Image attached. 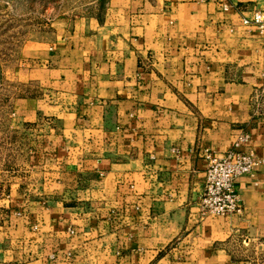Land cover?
Here are the masks:
<instances>
[{
  "label": "crops",
  "instance_id": "0c3cea01",
  "mask_svg": "<svg viewBox=\"0 0 264 264\" xmlns=\"http://www.w3.org/2000/svg\"><path fill=\"white\" fill-rule=\"evenodd\" d=\"M92 6L19 51L0 264H264V31L242 25L264 0ZM236 143L261 161L242 212L199 218L206 155Z\"/></svg>",
  "mask_w": 264,
  "mask_h": 264
},
{
  "label": "rangeland",
  "instance_id": "374dc122",
  "mask_svg": "<svg viewBox=\"0 0 264 264\" xmlns=\"http://www.w3.org/2000/svg\"><path fill=\"white\" fill-rule=\"evenodd\" d=\"M93 1L0 0V196L23 173L29 149V136L12 111L13 98L27 92L18 75L21 46L46 34L57 18L89 14Z\"/></svg>",
  "mask_w": 264,
  "mask_h": 264
},
{
  "label": "built area",
  "instance_id": "2783aa9c",
  "mask_svg": "<svg viewBox=\"0 0 264 264\" xmlns=\"http://www.w3.org/2000/svg\"><path fill=\"white\" fill-rule=\"evenodd\" d=\"M242 25L264 31V9L242 18ZM246 137L240 141L246 140ZM239 143L222 155L207 154L202 194L197 203L199 218L240 214L242 205L235 190L237 178L250 175L261 164L254 154L238 151Z\"/></svg>",
  "mask_w": 264,
  "mask_h": 264
}]
</instances>
